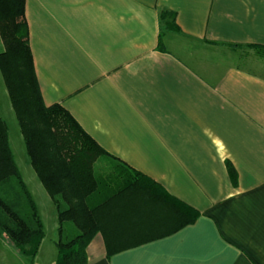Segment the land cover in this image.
Instances as JSON below:
<instances>
[{
    "label": "crops",
    "instance_id": "1",
    "mask_svg": "<svg viewBox=\"0 0 264 264\" xmlns=\"http://www.w3.org/2000/svg\"><path fill=\"white\" fill-rule=\"evenodd\" d=\"M26 18L45 102L199 212L178 227L125 191L119 252L97 234L88 264H264V56L235 61L264 47V0H26Z\"/></svg>",
    "mask_w": 264,
    "mask_h": 264
},
{
    "label": "trees",
    "instance_id": "2",
    "mask_svg": "<svg viewBox=\"0 0 264 264\" xmlns=\"http://www.w3.org/2000/svg\"><path fill=\"white\" fill-rule=\"evenodd\" d=\"M166 27L177 30L175 14L163 11ZM0 71L17 116L27 153L58 211L55 264H88V246L105 238L107 256L119 252V194L142 191L174 211L178 227L199 212L160 183L109 153L61 103L47 104L37 76L26 18V0H0ZM264 50V47H256ZM233 181L237 174L229 164ZM0 227L16 249L36 257L46 236L38 205L12 151L0 116Z\"/></svg>",
    "mask_w": 264,
    "mask_h": 264
},
{
    "label": "rangeland",
    "instance_id": "3",
    "mask_svg": "<svg viewBox=\"0 0 264 264\" xmlns=\"http://www.w3.org/2000/svg\"><path fill=\"white\" fill-rule=\"evenodd\" d=\"M4 50V44L0 36V52ZM235 61L246 63L253 58V54L264 56L262 49H244L240 51ZM0 116L6 121L9 129V139L15 159L18 163L22 176L28 184L34 199L38 205L39 214L44 222L46 236L41 244L38 254L32 258L25 254L19 253L14 244L11 249L1 243L0 239V264H55L58 257L57 241L59 239L58 219L56 209L49 200V195L37 176L31 165L24 137L20 125L12 107L8 90L0 71ZM0 227V233H1Z\"/></svg>",
    "mask_w": 264,
    "mask_h": 264
}]
</instances>
